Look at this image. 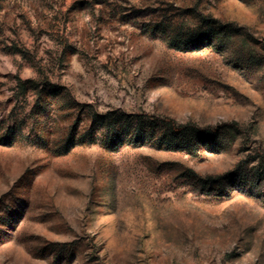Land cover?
<instances>
[{"label": "rangeland", "instance_id": "rangeland-1", "mask_svg": "<svg viewBox=\"0 0 264 264\" xmlns=\"http://www.w3.org/2000/svg\"><path fill=\"white\" fill-rule=\"evenodd\" d=\"M238 166L264 168V0H0V264H264Z\"/></svg>", "mask_w": 264, "mask_h": 264}, {"label": "trees", "instance_id": "trees-1", "mask_svg": "<svg viewBox=\"0 0 264 264\" xmlns=\"http://www.w3.org/2000/svg\"><path fill=\"white\" fill-rule=\"evenodd\" d=\"M207 32H204L203 34H206ZM22 86H24V84H21ZM161 125L164 129H166L169 132L172 133H188V132H196L197 129L189 124H177L175 121H173L172 119L168 118V117H164L161 119ZM225 127H230L232 129H237L238 125L234 122L228 124V125H220L219 129L225 128ZM219 129H215V128H205L203 130H205V132H207L208 134H215L217 135V132H219ZM243 167H237L235 170H233L228 176H226V182L227 181H231V180H237L239 181L242 185H246L249 184L250 188H254L257 186V180L259 179V174L264 175V168L262 173H259L258 171L255 172V174L251 175L253 178H257L256 181L251 182L249 181V175L246 174V172L242 169Z\"/></svg>", "mask_w": 264, "mask_h": 264}]
</instances>
